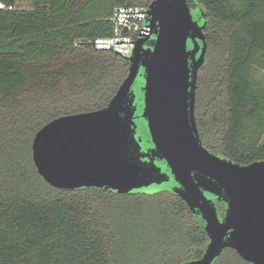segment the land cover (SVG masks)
I'll use <instances>...</instances> for the list:
<instances>
[{
  "label": "trees",
  "instance_id": "obj_1",
  "mask_svg": "<svg viewBox=\"0 0 264 264\" xmlns=\"http://www.w3.org/2000/svg\"><path fill=\"white\" fill-rule=\"evenodd\" d=\"M30 1L26 8L20 0H0V264L200 258L209 242L205 221L179 194L60 189L33 161V139L46 123L110 102L129 62L92 40L113 34L117 7L153 0ZM189 2L208 20L197 84L201 138L237 162L263 160L264 85L255 72L264 71V0ZM219 263L242 264L232 248L213 264Z\"/></svg>",
  "mask_w": 264,
  "mask_h": 264
},
{
  "label": "water",
  "instance_id": "obj_2",
  "mask_svg": "<svg viewBox=\"0 0 264 264\" xmlns=\"http://www.w3.org/2000/svg\"><path fill=\"white\" fill-rule=\"evenodd\" d=\"M148 14L152 32L125 57L129 69L110 102L41 127L32 142L34 164L60 189H170L182 196L203 217L209 242L200 258L174 264H213L228 247L264 264V159L240 163L211 151L196 121L206 13L189 0H153ZM139 119L147 123L149 138L139 131ZM217 199L226 202L224 218Z\"/></svg>",
  "mask_w": 264,
  "mask_h": 264
},
{
  "label": "built area",
  "instance_id": "obj_3",
  "mask_svg": "<svg viewBox=\"0 0 264 264\" xmlns=\"http://www.w3.org/2000/svg\"><path fill=\"white\" fill-rule=\"evenodd\" d=\"M110 19L114 24L113 34L108 37L94 38L92 43L98 49L113 50L123 57L131 56L136 48L137 40L152 32L148 6H119Z\"/></svg>",
  "mask_w": 264,
  "mask_h": 264
},
{
  "label": "rangeland",
  "instance_id": "obj_4",
  "mask_svg": "<svg viewBox=\"0 0 264 264\" xmlns=\"http://www.w3.org/2000/svg\"><path fill=\"white\" fill-rule=\"evenodd\" d=\"M19 4H21L23 7H26V8H29V7H31V5H32V2L30 1V0H20V3ZM255 80L257 81V82H259L260 84H262V85H264V71L263 70H258V69H256V72H255ZM137 87L136 88H138V89H141V87H142V85H140V83L139 84H137L136 85ZM137 123H138V128H139V131H141L142 132V135L144 136V137H147L148 138V134H150L149 133V131H148V127H147V123H144L143 121H141L140 119L137 121ZM148 133V134H147ZM250 134V132L248 133V135ZM261 140H264V136L261 138ZM169 186H172L171 184H168ZM162 190H164V189H162ZM162 190H158V191H162ZM168 190V189H167ZM170 190V189H169ZM153 193H155V192H153ZM218 200V199H217ZM220 264V263H219ZM223 264V263H222Z\"/></svg>",
  "mask_w": 264,
  "mask_h": 264
},
{
  "label": "flooded vegetation",
  "instance_id": "obj_5",
  "mask_svg": "<svg viewBox=\"0 0 264 264\" xmlns=\"http://www.w3.org/2000/svg\"><path fill=\"white\" fill-rule=\"evenodd\" d=\"M206 60H207V55H206ZM199 82V76H198V81L197 84ZM196 94H197V90H196ZM141 109V108H140ZM195 114H196V121L198 124V107H197V99H196V109H195ZM150 137V134L148 136V138ZM212 195V194H211ZM215 205L217 208V211L219 213V215L221 216V218H224L226 213H227V206H226V202L223 200H216L215 201ZM198 217H202V216H198ZM203 218V217H202ZM226 249H231L230 247L223 249L222 251L226 250ZM233 249V248H232ZM234 251H236L235 249H233ZM237 252V251H236ZM238 253V252H237ZM238 255L240 256V261L242 262V264H253L251 262H249L248 260H246L245 258H243L239 253Z\"/></svg>",
  "mask_w": 264,
  "mask_h": 264
},
{
  "label": "snow or ice",
  "instance_id": "obj_6",
  "mask_svg": "<svg viewBox=\"0 0 264 264\" xmlns=\"http://www.w3.org/2000/svg\"><path fill=\"white\" fill-rule=\"evenodd\" d=\"M145 191H147V189H145Z\"/></svg>",
  "mask_w": 264,
  "mask_h": 264
}]
</instances>
